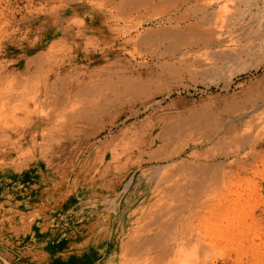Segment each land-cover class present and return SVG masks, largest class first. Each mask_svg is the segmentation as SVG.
<instances>
[{
    "label": "bare ground",
    "instance_id": "obj_1",
    "mask_svg": "<svg viewBox=\"0 0 264 264\" xmlns=\"http://www.w3.org/2000/svg\"><path fill=\"white\" fill-rule=\"evenodd\" d=\"M218 1L60 2L73 4L75 10L83 8L105 11L101 18L96 19V24H93L95 27L91 24L90 31L105 28L107 36L109 33L112 36L113 33L124 36L133 46L131 53L165 57L173 56L187 45L212 43L213 36L215 37L213 28L216 26H207V29L203 27V30L200 21L209 15V9ZM247 1L246 6L256 7L257 13L248 19L247 25L242 29L247 37L245 43L228 45L226 42L232 41L229 39L218 50L209 54L207 52L205 59L197 58L193 59L194 62L180 65L162 63L156 70L146 69L145 72H140L130 61L119 59L120 49L115 50L105 42L99 55L93 51V59L88 64H83L85 70L82 71L80 60L75 61L79 65H74V69L81 79L79 76L74 79L62 75L60 77V70L55 67H47L40 73L42 78L39 79L36 65H28L33 62L39 65L41 58L38 53H35L32 60L27 58L29 47L26 40L25 0H0V119L7 118V103H27L28 98L32 103H39V106L57 112L56 116L61 120L51 122L49 131L41 135V140L39 137V145H36L37 154L41 156L39 160L42 159L44 166L50 165L49 169L52 170L56 167L61 172L63 182H70L71 185L84 184L88 192H91L102 185L103 179L107 184L114 183L113 179L108 180L107 172L111 167L140 170L141 166L152 161L165 163L158 165L160 167L154 166V174L149 173L148 181L154 178L156 180L149 184V192L140 199L136 207L133 206L130 215H126L122 207L116 209L119 213L116 227L121 224V229L115 227L117 230L112 235L106 236V233L90 239V249L98 253L89 252L88 264H264V165L261 163L264 152L221 151L226 144L243 143L249 139L246 136H232L237 129L231 121L225 123L223 137L210 150L199 155L190 147L195 146L192 145L193 142H198L215 130L223 113H238L242 108L239 102L252 106L263 101L264 85L246 87L240 95L223 100L221 108L215 106L217 102H201L186 114L170 116L161 123L158 132L155 131L148 143L142 141L136 144L131 141V146L110 151L107 161L104 152H95L94 159H100L99 169L96 168V173L91 176L86 171V175H78L82 171L80 150L71 154L69 159L61 161L55 158L53 161L56 149L63 148L66 143L79 147V142L86 140L91 132H98L101 124L99 118L114 115V109L119 108L122 103L147 99L151 88L162 84L170 76L180 75L182 69L191 64L201 70V75L207 80H226L223 89H227L233 75L250 63L257 65L263 62L264 40L259 36L264 27V3L257 4L262 0ZM229 3L226 5L229 6ZM181 6L186 7L183 12L179 10ZM142 8L146 13H139ZM46 12L47 19H53L54 26H58L61 15L56 18L52 8ZM241 17V14H233L230 19L238 22ZM224 18H228L225 12ZM253 52L255 54L249 56ZM29 72L35 73L34 78H29L32 81L27 79ZM37 113L33 110L30 116L37 118ZM9 133L10 128L5 127L4 123L3 126L0 125V140H6ZM155 142L158 145L153 148ZM145 144V149L140 151ZM216 148L219 150L218 156L222 157L220 160L214 159L216 155L211 151ZM134 150L138 154L135 158ZM178 157L182 160L174 162V158ZM30 159L27 164L37 157ZM136 175L144 176L145 173L138 171ZM123 180L116 178V183L122 184ZM129 186L130 181L124 186L123 194ZM95 194L98 198H95L93 207L101 205L104 213L113 210L109 209L108 200L101 193ZM119 194L122 195V191ZM86 218L95 220L91 215ZM88 224L91 229L90 223Z\"/></svg>",
    "mask_w": 264,
    "mask_h": 264
},
{
    "label": "rangeland",
    "instance_id": "obj_2",
    "mask_svg": "<svg viewBox=\"0 0 264 264\" xmlns=\"http://www.w3.org/2000/svg\"><path fill=\"white\" fill-rule=\"evenodd\" d=\"M60 1L25 0L24 3L26 40L27 47H29L27 58L32 60L35 53H38L41 58L40 63H42L41 66L37 62L28 65L32 67L36 65L39 79L42 78L40 73L47 67L58 68L60 77L69 76L74 79L79 76L81 79L78 71L74 69V65H79L75 61L80 60L81 67L88 64V61L93 59V51L99 55L106 43L115 50L120 49L119 59L130 61L140 72H145L146 69L156 70V67L162 63L189 64L197 58L205 59L207 52L209 54L211 51L218 50L226 41H230L229 39L232 41L226 42L228 45L236 42L238 44L245 43L247 37L243 34L242 29L247 25L248 19L257 13L256 7L246 6L247 0H230V3L226 2L228 0H223V3H221L222 0H217L218 3L209 9V15L200 21L202 29L203 27L207 29V26L211 28L216 26L213 28V30L215 29L214 42L212 41L210 45H205L202 42L196 45H187L173 56H146L141 53H131L133 46L121 34L113 33L112 36L109 33L107 36L105 28L96 32L90 31L92 25L96 24V19L101 18L105 11L83 8L75 10L73 4ZM219 3L222 5L220 4V6ZM228 3L229 6L226 5ZM263 3L264 0L258 1L257 4L262 5ZM51 8L56 18L61 15L60 23L56 27L54 26L55 22H52L53 19H47L45 16L46 11ZM185 8V6H181L180 12H183ZM225 9L227 10L225 11ZM144 11L146 10L142 8L139 13H146ZM224 12L228 18H224ZM233 14H241L242 17L236 22L230 19ZM153 24L157 25L155 22ZM93 27L95 26L93 25ZM83 31L85 32L83 33ZM263 31L264 27L259 36L262 40H264ZM251 38L255 39L253 36ZM237 43L236 45H238ZM253 54L255 52L249 56ZM194 67V64H191L188 68H183L180 75L170 76L162 84L151 88L147 99L122 103L119 108L114 109L116 112L113 113L114 115L99 118L101 124L98 132L89 133L86 140L79 142V147L66 143L63 148L56 149L53 161L55 158L61 159V161L64 158L69 159L71 154L80 150L79 159L82 171L78 172V175H86L88 172V176H91L96 173V168L99 169L100 159H94L95 152H104L107 161L110 151L131 146L129 144L131 141L136 144L142 141L148 143L155 131L158 132L161 123H164L170 116L186 114L201 102H217L215 106L221 108L223 100L233 95H240L246 87L257 84L264 85V61L257 65L250 63L245 69L233 75L227 89H223L226 80L217 78L207 80L201 75V70ZM83 69L85 70V67H82V71ZM34 75L35 73L29 72L28 81H32L29 78H34ZM239 103L242 108L238 113H223L219 125L210 135L192 143L195 145L190 146L193 148L192 151L200 155L204 151L210 150L215 142L223 137L225 123L231 121L235 123V129H237L232 136H246L249 139L243 143L226 144L221 151L227 153H243L250 152V150L264 152V99L252 106ZM7 104V118L0 119V125L3 126L4 123L5 127L10 128V136L8 135L6 140H0L2 146L0 148V264H88L89 252L98 253V251L90 249L92 246L90 239L92 240L95 235L102 234L103 236L106 233V236L112 235L117 229H121V224L116 227V217L119 214L116 209L122 207L125 214L130 215L133 206L136 207L140 199H143L149 192V184H153L156 180L154 178L148 181L149 173L154 174V166L160 167L158 165H165V163L152 161L141 166L140 170L125 167L113 169L111 167L107 172L108 180L113 179L114 183L107 184L103 179L99 188L88 192L84 184L71 185L70 182H63L59 169L56 170V167L55 170L49 169L50 165L46 167L42 163V159L39 160L41 156H38L36 147L39 145L41 135L45 134L47 130L49 131L51 122L61 120L56 116L57 112L41 107L39 103L30 102L29 98L27 103ZM33 110L38 112L37 118L30 116ZM55 134L62 135L63 133L55 132ZM157 145L158 143L155 142L153 148H156ZM145 147L146 144L141 147L140 151H143ZM211 151L216 155L214 159L222 158L218 156L217 148ZM35 153L36 156H34ZM137 155V151L134 150L133 158ZM30 157H37V159L27 164L26 162L31 160ZM181 157L184 158L183 155ZM181 157L174 158V162L182 160ZM261 163L264 165V158ZM52 165L54 166V164ZM60 166L62 168V163ZM138 171L145 175L137 176ZM116 178L124 179L122 184L116 183ZM129 181L130 186L123 194V188ZM146 181L148 182L144 186ZM121 191L122 195L119 194ZM95 192L101 193L102 197L104 196L108 200L109 209L113 208V210L104 213L101 205L97 208L93 207L95 198H98ZM29 215L31 217H27ZM88 215H91L95 220H87L86 216ZM88 223H90L91 229ZM107 242L109 243L108 240ZM97 247L99 249L100 245L98 244Z\"/></svg>",
    "mask_w": 264,
    "mask_h": 264
},
{
    "label": "crops",
    "instance_id": "obj_3",
    "mask_svg": "<svg viewBox=\"0 0 264 264\" xmlns=\"http://www.w3.org/2000/svg\"><path fill=\"white\" fill-rule=\"evenodd\" d=\"M27 217H31V216L29 215V216H27ZM27 217H26V218H27Z\"/></svg>",
    "mask_w": 264,
    "mask_h": 264
}]
</instances>
